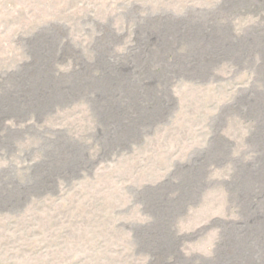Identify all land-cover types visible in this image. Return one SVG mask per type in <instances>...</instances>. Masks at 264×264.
I'll use <instances>...</instances> for the list:
<instances>
[{"label":"rangeland","instance_id":"1","mask_svg":"<svg viewBox=\"0 0 264 264\" xmlns=\"http://www.w3.org/2000/svg\"><path fill=\"white\" fill-rule=\"evenodd\" d=\"M263 217L264 0H0V264H264Z\"/></svg>","mask_w":264,"mask_h":264},{"label":"bare ground","instance_id":"2","mask_svg":"<svg viewBox=\"0 0 264 264\" xmlns=\"http://www.w3.org/2000/svg\"><path fill=\"white\" fill-rule=\"evenodd\" d=\"M258 219H259V218H258ZM260 220H263L262 222L264 223V217H263L262 219H260ZM260 239L264 241V233H262Z\"/></svg>","mask_w":264,"mask_h":264}]
</instances>
